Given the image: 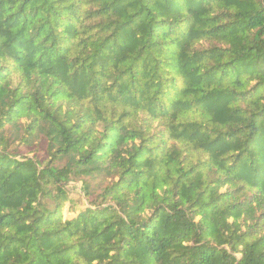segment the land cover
I'll use <instances>...</instances> for the list:
<instances>
[{"label": "trees", "instance_id": "1", "mask_svg": "<svg viewBox=\"0 0 264 264\" xmlns=\"http://www.w3.org/2000/svg\"><path fill=\"white\" fill-rule=\"evenodd\" d=\"M0 264H264V0H0Z\"/></svg>", "mask_w": 264, "mask_h": 264}, {"label": "rangeland", "instance_id": "2", "mask_svg": "<svg viewBox=\"0 0 264 264\" xmlns=\"http://www.w3.org/2000/svg\"><path fill=\"white\" fill-rule=\"evenodd\" d=\"M70 193L72 202L66 203L64 208L65 219L75 216L79 211L85 208L86 199L82 193V183L81 182H71L67 186Z\"/></svg>", "mask_w": 264, "mask_h": 264}]
</instances>
